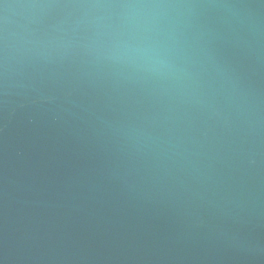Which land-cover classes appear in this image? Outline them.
<instances>
[{"label":"water","instance_id":"obj_1","mask_svg":"<svg viewBox=\"0 0 264 264\" xmlns=\"http://www.w3.org/2000/svg\"><path fill=\"white\" fill-rule=\"evenodd\" d=\"M0 264H264V0H0Z\"/></svg>","mask_w":264,"mask_h":264}]
</instances>
